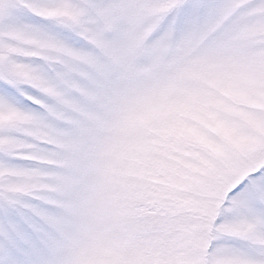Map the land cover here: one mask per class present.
Listing matches in <instances>:
<instances>
[{
  "label": "snow or ice",
  "instance_id": "snow-or-ice-1",
  "mask_svg": "<svg viewBox=\"0 0 264 264\" xmlns=\"http://www.w3.org/2000/svg\"><path fill=\"white\" fill-rule=\"evenodd\" d=\"M0 264H264V0H0Z\"/></svg>",
  "mask_w": 264,
  "mask_h": 264
}]
</instances>
